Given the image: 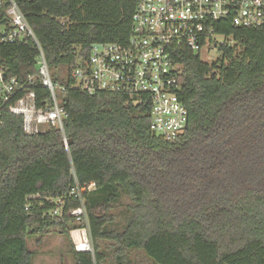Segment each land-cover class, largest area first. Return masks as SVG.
Listing matches in <instances>:
<instances>
[{"label":"trees","instance_id":"16d2710c","mask_svg":"<svg viewBox=\"0 0 264 264\" xmlns=\"http://www.w3.org/2000/svg\"><path fill=\"white\" fill-rule=\"evenodd\" d=\"M15 1L38 43L0 41V67L25 81L43 51L54 81L67 87L68 116L63 130L47 124L28 134L24 116L3 109L0 264H33L30 238L69 236L84 220L93 251L73 244L75 264H106L104 242L117 244L119 264H135L131 249L156 264H264V27L219 23L236 44L210 62L189 48L174 52L189 127L167 140L151 131L149 104L87 93L69 78L93 44L127 41L139 0ZM7 23L0 6V32ZM33 89L38 106L51 104L40 81ZM124 195L130 218L112 229Z\"/></svg>","mask_w":264,"mask_h":264},{"label":"built area","instance_id":"2783aa9c","mask_svg":"<svg viewBox=\"0 0 264 264\" xmlns=\"http://www.w3.org/2000/svg\"><path fill=\"white\" fill-rule=\"evenodd\" d=\"M0 6L5 7L8 18L1 27L0 41L27 36L37 41L15 0H0ZM228 22L236 28L264 27V0H139L127 41L93 44L89 57L69 73L71 87L87 93L124 94L134 104H149L151 131L174 140L189 125V111L179 97L182 66L175 63L174 52L182 47L195 52L214 50L219 57L222 47L236 44L231 35L218 30L219 23ZM38 59V72L25 81L8 76L0 67V127L4 125L3 109L9 106L13 113L24 116L28 134L47 124L64 129L68 112L62 94L67 87L54 81L43 51ZM37 81L49 89L50 105L38 106L33 89ZM72 214L79 221L84 209H74ZM84 221L70 235L75 250L92 252L88 222Z\"/></svg>","mask_w":264,"mask_h":264},{"label":"rangeland","instance_id":"374dc122","mask_svg":"<svg viewBox=\"0 0 264 264\" xmlns=\"http://www.w3.org/2000/svg\"><path fill=\"white\" fill-rule=\"evenodd\" d=\"M198 53L205 62H210L217 57V52L214 50L211 52L202 50ZM130 203L131 199L127 195H124L120 202L113 207L111 213L115 221L111 225L112 229L122 230L124 228L130 218L128 207ZM73 244L71 235L67 236L66 234L56 231L42 238L32 237L29 239V247L33 252V264H75L72 253ZM102 247L107 255L106 264H119L114 253L117 244H113V242H104ZM127 253L128 257L135 264H156L152 259L146 256L143 250L131 249L128 250Z\"/></svg>","mask_w":264,"mask_h":264},{"label":"water","instance_id":"95a60500","mask_svg":"<svg viewBox=\"0 0 264 264\" xmlns=\"http://www.w3.org/2000/svg\"><path fill=\"white\" fill-rule=\"evenodd\" d=\"M189 127V125L187 126V128Z\"/></svg>","mask_w":264,"mask_h":264}]
</instances>
